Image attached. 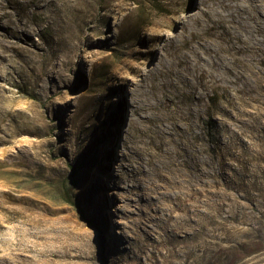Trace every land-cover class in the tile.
I'll return each instance as SVG.
<instances>
[{
	"label": "rangeland",
	"instance_id": "obj_1",
	"mask_svg": "<svg viewBox=\"0 0 264 264\" xmlns=\"http://www.w3.org/2000/svg\"><path fill=\"white\" fill-rule=\"evenodd\" d=\"M20 3V23L0 24V249L28 264H168L172 251L210 244L230 246L231 264H264V135L226 134L205 115L218 153L210 206L204 196L151 215L133 188L132 90L169 62L164 48L183 46L203 0ZM206 225V242L185 239Z\"/></svg>",
	"mask_w": 264,
	"mask_h": 264
},
{
	"label": "bare ground",
	"instance_id": "obj_2",
	"mask_svg": "<svg viewBox=\"0 0 264 264\" xmlns=\"http://www.w3.org/2000/svg\"><path fill=\"white\" fill-rule=\"evenodd\" d=\"M203 4L193 19L198 26L180 32L183 46L172 53L164 48L162 58L171 54L169 62L153 68L146 76L149 81L132 90L139 182L133 188L151 215L163 203L171 210L186 209L189 201L204 196L209 206L215 203L218 153L210 143L217 137L205 130V115L219 123V131L250 129L263 143L264 0H203ZM24 8L20 0H0V24L10 27L3 18L20 23ZM216 89L224 91L221 99L212 98ZM229 189L227 185L226 193ZM207 228L185 239L206 242ZM230 250V246L211 250L207 244L197 254V247L186 246L172 251L168 264H231L235 259ZM0 264L28 262L21 252L0 249Z\"/></svg>",
	"mask_w": 264,
	"mask_h": 264
},
{
	"label": "trees",
	"instance_id": "obj_3",
	"mask_svg": "<svg viewBox=\"0 0 264 264\" xmlns=\"http://www.w3.org/2000/svg\"><path fill=\"white\" fill-rule=\"evenodd\" d=\"M65 198L68 203L74 205L77 208L82 219H84L87 223L92 224V220L85 214V211L82 210L78 202L71 196L68 190H65Z\"/></svg>",
	"mask_w": 264,
	"mask_h": 264
}]
</instances>
